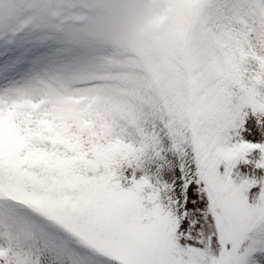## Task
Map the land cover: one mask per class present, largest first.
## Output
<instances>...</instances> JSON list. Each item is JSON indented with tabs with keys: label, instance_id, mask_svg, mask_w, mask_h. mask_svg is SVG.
<instances>
[{
	"label": "trees",
	"instance_id": "obj_1",
	"mask_svg": "<svg viewBox=\"0 0 264 264\" xmlns=\"http://www.w3.org/2000/svg\"><path fill=\"white\" fill-rule=\"evenodd\" d=\"M105 1L9 0L14 18L0 13L1 74L8 70L22 77L54 33L95 23ZM208 1L183 0L189 11L185 34L172 29L153 40L152 67L138 65V52L121 56L123 70L100 73L107 79L84 86L102 93L94 90L78 109H56L45 123L40 117L21 122L16 111L0 121V202L38 222L46 241L72 262L160 264L159 255L168 254L177 221L172 192L142 172L120 179L109 159L120 149L147 152L152 143L160 164L167 168L172 161L181 175L173 129L209 199L221 245L213 264H227L236 250L216 216L207 169L228 159L225 181L236 160L255 157L261 167L258 202L241 237L264 226V143L252 144L240 130L230 131L236 123L243 127L248 108L264 112V36L259 24L243 28L247 14L236 0ZM95 102H103L104 130L95 124L100 112L89 109ZM87 116L92 119L85 125ZM170 204L171 219L165 211V231L155 234L153 224Z\"/></svg>",
	"mask_w": 264,
	"mask_h": 264
},
{
	"label": "rangeland",
	"instance_id": "obj_2",
	"mask_svg": "<svg viewBox=\"0 0 264 264\" xmlns=\"http://www.w3.org/2000/svg\"><path fill=\"white\" fill-rule=\"evenodd\" d=\"M225 6L222 4L221 7ZM236 7H242L246 11L247 18H243V28L247 29L251 23L259 24L264 36V0H236ZM104 8V14L96 15L95 23L68 29L65 34L54 33L48 48L30 63L22 77L8 70L3 74L0 72V121L16 111L13 116L21 122L24 118L40 117L41 122L45 123L56 109L66 112L72 108L78 109L84 103V98L94 90L102 93L101 89L84 86L88 87L108 77L107 74L101 77L100 73L123 70L125 64L120 59L121 56L129 58L136 56L138 52V65L152 67L155 59L148 52L149 44L160 35H170L172 29L183 30L184 35L189 15L183 0H106ZM0 13L14 18L9 0H0ZM80 41L84 43L83 47L79 46ZM109 51L115 52L114 57L107 56ZM102 95L110 97L105 91ZM106 101L109 102L108 99ZM102 105L103 102H95L89 109L91 113L100 112L95 124L104 130L102 122L106 120V115ZM91 119L92 116H87L85 125ZM245 120L248 121L247 129ZM236 125L237 123L232 125L230 131L240 130L248 138H257L253 129L264 134V127H261L264 125V112L248 108L243 127ZM172 132L178 138L177 144H174L178 164L183 161L181 175L172 161L167 164V168L160 164L155 155L157 145L153 147L152 143L147 152L118 150V153L110 157L109 165L125 181L131 177L136 178L141 172L145 177L153 176L154 185L160 188L162 184L169 189L168 193L172 192L178 178L183 180L187 177L185 186L195 185L188 190V212H181L176 217L166 251L168 254H160L159 262L213 264L220 255L221 245L220 242L216 243L219 239L209 199L203 181L190 164L188 150H180L184 144L181 142L182 136L174 129ZM227 165L228 159H221L205 171L204 177L215 191V213L227 233L228 246L237 250L247 243L246 237H241V233L256 210L261 167L256 158L248 154L233 163L224 181ZM254 188L255 192L252 191ZM180 207H183V201ZM185 215L192 227L178 233L176 227ZM189 231L194 233L190 239H200L202 247H189L185 240L184 248H181L173 238L187 236ZM46 236V230L34 219L27 214L13 212L10 206L0 202V264H81L72 262L66 254L57 251L46 241ZM231 261L232 258L227 264H231ZM251 264H264V252H256Z\"/></svg>",
	"mask_w": 264,
	"mask_h": 264
},
{
	"label": "snow or ice",
	"instance_id": "obj_3",
	"mask_svg": "<svg viewBox=\"0 0 264 264\" xmlns=\"http://www.w3.org/2000/svg\"><path fill=\"white\" fill-rule=\"evenodd\" d=\"M254 122V121H253ZM248 121L245 120V129H247ZM261 127H264V125H261ZM255 132V136L257 138L252 139L250 142L252 144H258V143H264V134H262L258 129H253ZM246 134V133H245ZM187 180V177L185 179H177L174 183V186L172 188V195L175 199V207H176V213L175 215L179 217L180 213H187L188 212V205L190 201L188 200V190L192 187H195V185L188 184L185 186V181ZM253 192L256 191L254 188L252 190ZM181 201H183V207H180ZM194 203V201L192 202ZM172 205L170 204L167 209L161 212V219L158 222H154L153 224V232L155 234L163 235L166 227V220L164 218V212H168V219H171V209ZM192 225L189 224V220L187 218V215L184 216L182 220L179 221L176 232H185L187 231ZM194 233L188 232L187 236H173V238L177 241L178 245L181 248H184V242L187 240L189 247L194 246H201L202 247V241L200 239H197L196 241H193L190 239V237ZM247 243L244 245L243 248L237 249L235 253L232 256L231 264H251L252 256L256 252H264V226H261L259 230L256 232L250 233L246 236ZM218 244L219 241H216ZM211 247V244L209 245ZM140 264H155L154 261H142Z\"/></svg>",
	"mask_w": 264,
	"mask_h": 264
}]
</instances>
